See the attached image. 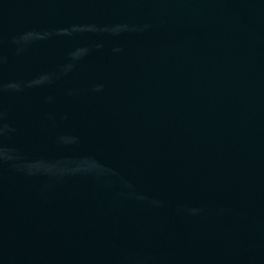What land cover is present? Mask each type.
Returning a JSON list of instances; mask_svg holds the SVG:
<instances>
[{"label": "water", "instance_id": "1", "mask_svg": "<svg viewBox=\"0 0 264 264\" xmlns=\"http://www.w3.org/2000/svg\"><path fill=\"white\" fill-rule=\"evenodd\" d=\"M0 264H264V0H0Z\"/></svg>", "mask_w": 264, "mask_h": 264}]
</instances>
